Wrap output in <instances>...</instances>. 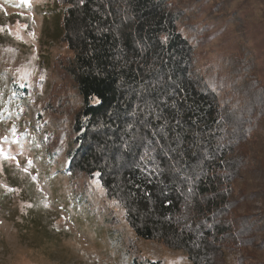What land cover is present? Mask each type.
Wrapping results in <instances>:
<instances>
[{"label": "trees", "instance_id": "trees-1", "mask_svg": "<svg viewBox=\"0 0 264 264\" xmlns=\"http://www.w3.org/2000/svg\"><path fill=\"white\" fill-rule=\"evenodd\" d=\"M58 1L72 53L65 70L82 100L68 178L95 179L135 237L182 251L192 264H226L225 250L264 257L258 227L233 219L264 202L246 186L250 174H264L256 149L264 136L255 137L262 86L220 100L179 28L190 8L172 0Z\"/></svg>", "mask_w": 264, "mask_h": 264}, {"label": "rangeland", "instance_id": "rangeland-1", "mask_svg": "<svg viewBox=\"0 0 264 264\" xmlns=\"http://www.w3.org/2000/svg\"><path fill=\"white\" fill-rule=\"evenodd\" d=\"M172 2L190 8L179 28L218 98L242 100L251 82L264 96V0ZM63 12L58 0H0V264H192L182 251L135 237L95 179L65 174L82 100L65 70L72 53ZM257 127L256 139L264 115ZM247 181L264 194V174ZM249 207L233 219L264 239V210H254L264 202ZM259 255L224 251L226 264L262 262Z\"/></svg>", "mask_w": 264, "mask_h": 264}]
</instances>
